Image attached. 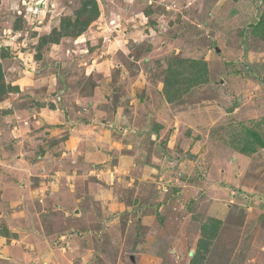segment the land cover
I'll use <instances>...</instances> for the list:
<instances>
[{
	"label": "rangeland",
	"instance_id": "rangeland-1",
	"mask_svg": "<svg viewBox=\"0 0 264 264\" xmlns=\"http://www.w3.org/2000/svg\"><path fill=\"white\" fill-rule=\"evenodd\" d=\"M0 74V264H264V0H0Z\"/></svg>",
	"mask_w": 264,
	"mask_h": 264
},
{
	"label": "trees",
	"instance_id": "trees-1",
	"mask_svg": "<svg viewBox=\"0 0 264 264\" xmlns=\"http://www.w3.org/2000/svg\"><path fill=\"white\" fill-rule=\"evenodd\" d=\"M97 12V8H96V5L95 3L93 4V6L91 7V10L89 12H87L85 9H82L79 13H78V16L76 17L77 18V28L81 29V30H85L89 24L90 21H94V18H95V14ZM82 17L83 18V21H80L79 17ZM199 78H201V76L199 75ZM0 80H1V74H0ZM1 91H3L2 89H0ZM167 94V90L165 92ZM168 96V101H172L173 98L179 96L177 93H173L172 95H170L169 93L167 94ZM252 135L251 134H247L245 135V140H249L251 139Z\"/></svg>",
	"mask_w": 264,
	"mask_h": 264
},
{
	"label": "crops",
	"instance_id": "crops-1",
	"mask_svg": "<svg viewBox=\"0 0 264 264\" xmlns=\"http://www.w3.org/2000/svg\"><path fill=\"white\" fill-rule=\"evenodd\" d=\"M111 202H112V203H111L110 207H113V206H114V205H113V202H114V201H113V200H111Z\"/></svg>",
	"mask_w": 264,
	"mask_h": 264
},
{
	"label": "water",
	"instance_id": "water-1",
	"mask_svg": "<svg viewBox=\"0 0 264 264\" xmlns=\"http://www.w3.org/2000/svg\"><path fill=\"white\" fill-rule=\"evenodd\" d=\"M233 111V109H230V112Z\"/></svg>",
	"mask_w": 264,
	"mask_h": 264
}]
</instances>
